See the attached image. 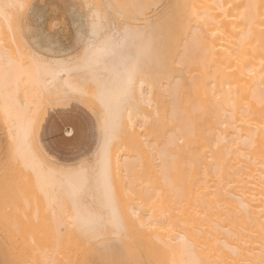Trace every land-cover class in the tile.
Instances as JSON below:
<instances>
[{
  "label": "bare ground",
  "instance_id": "obj_1",
  "mask_svg": "<svg viewBox=\"0 0 264 264\" xmlns=\"http://www.w3.org/2000/svg\"><path fill=\"white\" fill-rule=\"evenodd\" d=\"M15 1L0 0V15L8 23L6 9ZM180 5L189 22L165 67L155 37L147 38V26L128 25L119 36L100 37L93 23V39L81 56L85 70L72 74L70 65L58 61L30 72L17 46V55H0V64H9L0 73V87L12 86L17 100L26 75L41 89L47 75L53 82L62 74L74 89L89 78L109 115L122 113V99L131 111L141 112L144 87L154 88L148 138L152 156L139 205L156 238L166 244L172 264H264V0H180ZM127 6L131 12L144 10L138 3ZM147 43L152 44L151 60L145 58L147 49L139 51ZM106 59L115 65L101 82L92 69L101 61L106 68ZM31 99L26 90L20 108L11 103L9 109L40 189L50 205L59 201L57 232L69 209L75 213L68 218L70 226L105 211L119 218V188L107 155L98 159L96 169L69 177L63 189L32 156L27 141Z\"/></svg>",
  "mask_w": 264,
  "mask_h": 264
},
{
  "label": "rangeland",
  "instance_id": "obj_2",
  "mask_svg": "<svg viewBox=\"0 0 264 264\" xmlns=\"http://www.w3.org/2000/svg\"><path fill=\"white\" fill-rule=\"evenodd\" d=\"M127 3L141 4L144 10L131 12ZM9 6V23L0 15V55H17L18 46L19 58L30 72L58 61L70 65L72 74L85 70L80 67L81 56L93 39V23L100 37L119 36L128 25L147 26V38L155 37L165 67L189 22L180 0H16ZM151 45L139 47V51L147 49L146 60L152 59ZM106 63V68L101 61L92 69L101 82L108 80L115 65L109 59ZM8 66L0 64V73ZM24 81L17 100L12 86L0 87V264H172L166 244L156 238L139 205L152 156L148 138L155 89L144 87L141 112L131 111L122 99V113L109 115L105 126L108 107L89 78L79 89L65 84L62 74L53 82L47 75L42 89L27 75ZM26 90L32 98L27 136L32 156L55 175L63 189L76 174L62 169L85 163L94 170L98 159L107 155L119 188V218L105 211L97 219L77 221L81 226H70L68 218L75 213L69 209L57 232L54 219L59 201L50 205L47 193L40 189L35 164L22 154L17 122L10 114L11 103L20 108L25 102ZM70 124L76 128L72 137L66 135ZM94 199L92 195L88 200Z\"/></svg>",
  "mask_w": 264,
  "mask_h": 264
},
{
  "label": "snow or ice",
  "instance_id": "obj_3",
  "mask_svg": "<svg viewBox=\"0 0 264 264\" xmlns=\"http://www.w3.org/2000/svg\"><path fill=\"white\" fill-rule=\"evenodd\" d=\"M108 118H109V112H106L105 116H104L105 126H107ZM31 134L32 135L35 134L34 130H31ZM86 168H87V164L81 163L80 165H78V166H76L74 168H66V169H62L61 171H65V172H67L69 174H79L80 172L84 171Z\"/></svg>",
  "mask_w": 264,
  "mask_h": 264
},
{
  "label": "crops",
  "instance_id": "obj_4",
  "mask_svg": "<svg viewBox=\"0 0 264 264\" xmlns=\"http://www.w3.org/2000/svg\"><path fill=\"white\" fill-rule=\"evenodd\" d=\"M67 126V124H65ZM76 131V128L74 126V124H70L67 128H66V135L69 137H72L74 135Z\"/></svg>",
  "mask_w": 264,
  "mask_h": 264
}]
</instances>
